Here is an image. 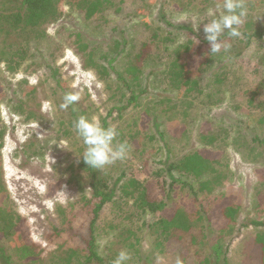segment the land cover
I'll return each instance as SVG.
<instances>
[{
    "label": "rangeland",
    "instance_id": "rangeland-1",
    "mask_svg": "<svg viewBox=\"0 0 264 264\" xmlns=\"http://www.w3.org/2000/svg\"><path fill=\"white\" fill-rule=\"evenodd\" d=\"M65 1L57 20L40 27L42 38L0 33L4 57L26 49L16 71L0 62V183L7 193L0 207L12 209L22 219L13 235L0 234V247L7 255L0 256V264H62L69 247H82L79 238L90 218L82 197H89L90 190L85 176L70 180L67 167L77 162L84 146L73 127L69 135L55 136L61 117L63 121L70 117L57 112L61 92L46 62L58 70L61 86L79 96L75 108L100 120L115 104L109 98L114 88H107L94 71L83 69L63 40L77 28L91 42L107 46L114 26L126 39L115 64L119 69L131 61L136 64L140 53L145 92L137 106L130 104L107 118L108 126L119 132L117 141L123 138L130 151L126 159L98 173L114 187L115 198L121 195V183L135 177L149 181L160 196L167 192L169 207L179 205L192 221L200 208L206 213V221L193 231L202 245L189 247L186 264H202V256L211 252L210 241L218 235L224 236L222 250L230 264H256L250 259L251 246L257 234H264V0H245L247 17L240 37L223 36L231 47L213 55L210 45L199 39L205 38L203 25L210 14L219 13L222 0H113L119 7L116 14L111 9L105 19L89 21ZM24 39L27 48L21 46ZM181 44L190 47L182 53L192 71L187 77L199 82V91L188 96L170 86L164 74L173 49ZM207 59L211 64L204 67ZM189 102L184 115L182 108ZM29 111L34 118L26 119ZM202 150L219 163L221 184L195 195L180 183L168 190L170 179L160 172L163 163ZM187 181L196 190L198 182ZM124 201L120 206L107 203L99 213L96 246L104 264H113L122 249L131 256L127 264H175L179 247L166 244L163 251L156 247L158 215L139 213L131 199ZM232 203L237 212L230 222L222 208ZM184 237L189 241V234Z\"/></svg>",
    "mask_w": 264,
    "mask_h": 264
},
{
    "label": "trees",
    "instance_id": "trees-1",
    "mask_svg": "<svg viewBox=\"0 0 264 264\" xmlns=\"http://www.w3.org/2000/svg\"><path fill=\"white\" fill-rule=\"evenodd\" d=\"M62 1L63 0H0V33L9 36L10 33L15 34L17 32L19 36H25V38H28L30 34L37 38H42L44 32L39 30L40 27L45 23L57 20L61 12ZM65 3L70 7L74 6L73 10L79 12L82 19L86 21L93 18L105 19L104 15L106 11L112 9L116 14L119 10V7L113 4V0H66ZM113 6H115V8H111ZM161 18L165 20L164 17ZM116 27L117 26L112 27L114 33L110 36L107 46L91 42V40L87 39L77 28H73L72 31L69 32L68 37L63 40L64 44L68 45L78 57L83 69L94 71L98 78L104 80L107 88H114L109 98L114 99L115 104L112 106L111 110L108 111L106 116L100 118V122L105 127L109 125L107 118L112 116L113 111L126 108L130 104L137 106L139 96L145 92V87L140 80V74L142 72L141 66L138 63L142 60L140 53L135 56L136 64L131 61L120 69L117 64H115L123 55L126 46L124 32L122 30L120 31V29L116 30ZM116 32L120 34L114 36ZM199 40L202 45L208 44L205 38ZM28 44V40L24 39L22 40L21 46L25 45L27 48ZM36 45L41 48L39 42L36 43ZM61 47L62 44H60V48ZM189 50L190 47L188 44H181L173 49L172 58L164 71L165 78L168 79L170 86L183 89L184 94L187 96L196 90L199 91V82L187 77L192 71L187 68V63L182 60V53L185 51L188 52ZM25 52L26 49L20 47L14 53H11L9 58H6L4 57V52L0 51V62H4L5 68L8 71H16L21 66ZM51 59H54V56H52ZM42 62L43 61H41L40 64H42ZM40 64H38V66ZM204 64V67L210 66L211 62L209 63L207 59ZM46 67L56 87L61 92V97L57 105V112L62 116H67L69 114L70 117L66 118L64 121V118L61 117L55 129V136H58L57 138L64 137L70 134V128L73 127V122L78 116L84 114V111L79 107L75 108L77 102L67 109L60 107L63 103L64 95L71 92L61 86L58 70L47 62ZM112 75L114 77L113 79ZM154 102L155 104L158 103V101ZM178 102L174 103L173 107L176 106ZM184 103L185 101L181 102V104ZM190 106L191 102L183 106L182 114L187 115ZM18 110L17 108L16 111ZM145 112L148 113L147 110H145ZM117 113L119 114L120 112ZM25 117L26 119L34 118L31 111H29ZM1 138L0 136V139ZM255 138H253V140ZM208 139L209 141L213 140V138L210 137ZM119 140L124 141L123 138H119ZM256 141H258V139H256ZM210 158L211 153L202 150L190 152L178 161L164 162V167L160 169V172H162L163 175H167L170 179L168 190H171L174 184L180 183L182 186L189 188L193 195L199 192H211L217 185L221 184L223 175L220 170L217 169L219 164L216 162L217 160H212ZM67 170L70 180L78 181L81 176H85L88 180L87 187L90 190V195L89 197H86V195L82 197V208H85V206L90 207V218L83 230V236L79 238V243L82 247H69L66 251V257L62 259V264H91L93 262L104 264L102 258L97 253L96 246L100 210L105 204L110 202L117 206L126 204L127 202L124 200L128 198L132 200V206L135 211L139 213L148 211L158 215L156 221L157 229H155L158 234L156 247H159L161 251L164 250L166 244H175V247H179L178 257L183 261V264H186L187 256H189L187 255V251L190 249L189 247L202 245L203 241H195L196 239L193 235V231L197 228V230H199V227L202 226V220L206 221L205 216L203 217L206 213H204L201 208L196 212L197 216L192 221L179 205L169 207L167 192L164 193L163 196H160L153 191L154 188L149 181L140 180L135 177L127 178L126 181L121 183L119 186L121 195L119 198H115V189L114 187H110L107 177L105 175H100L98 170L88 168L82 156L78 158L75 164L71 163L67 167ZM188 179L198 182L196 190H193L194 187L187 181ZM5 196L7 198V193L5 191L3 192V186L0 183V203H3ZM236 212L237 208L233 206V203L224 205L222 208L223 216L230 222L234 220ZM21 221V217L12 209L0 207L1 237L7 238L13 235V231L17 230ZM254 224H258V222H254ZM187 234H189V241L184 237ZM223 242V235H218L213 241H210L209 249L211 252L207 257L203 255L200 263L230 264L226 254L227 252L222 250ZM22 250L25 251L26 246H23ZM38 252H40V250ZM0 256L7 258L5 251L1 247ZM250 259L256 264H264V234H257L253 240L250 250Z\"/></svg>",
    "mask_w": 264,
    "mask_h": 264
},
{
    "label": "clouds",
    "instance_id": "clouds-1",
    "mask_svg": "<svg viewBox=\"0 0 264 264\" xmlns=\"http://www.w3.org/2000/svg\"><path fill=\"white\" fill-rule=\"evenodd\" d=\"M218 8L219 13L210 14L211 18L203 25L211 55L220 53L222 49L227 51L231 47L222 40V37L225 35L229 38L240 37V26L247 17L245 0H222ZM78 99L77 94L67 93L60 107L67 109ZM73 128L84 146L80 156L88 168L102 170L127 158L130 151L129 145L126 141H117L119 132L115 126L105 127L96 117L80 115L73 122ZM130 259L128 251L122 249L113 264H127ZM175 264H183V261L177 257Z\"/></svg>",
    "mask_w": 264,
    "mask_h": 264
}]
</instances>
